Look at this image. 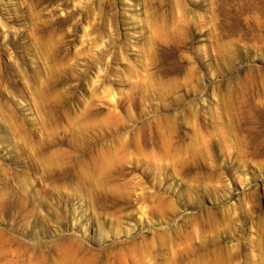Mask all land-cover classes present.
I'll use <instances>...</instances> for the list:
<instances>
[{
    "label": "rangeland",
    "instance_id": "rangeland-1",
    "mask_svg": "<svg viewBox=\"0 0 264 264\" xmlns=\"http://www.w3.org/2000/svg\"><path fill=\"white\" fill-rule=\"evenodd\" d=\"M0 264H264V0H0Z\"/></svg>",
    "mask_w": 264,
    "mask_h": 264
},
{
    "label": "bare ground",
    "instance_id": "bare-ground-1",
    "mask_svg": "<svg viewBox=\"0 0 264 264\" xmlns=\"http://www.w3.org/2000/svg\"><path fill=\"white\" fill-rule=\"evenodd\" d=\"M232 1H230L229 2V5L231 6L232 4ZM256 3L257 2H253V3H251L250 5H256ZM234 5H237L238 7L241 5V4H239L238 2H235L234 1ZM230 8V7H229ZM252 12V14H250ZM256 12V11H255ZM258 12V11H257ZM261 13V12H260ZM260 13H256V14H254L253 13V11H250L249 9H248V11H247V14H248V18L247 17H245L246 18V20L248 19V21L250 20H252V21H255V22H258L257 20L261 17V14ZM228 14H231V11L228 13ZM263 14V13H262ZM243 17V16H242ZM260 20V19H259ZM247 21V22H248ZM252 23H254V22H252ZM251 24V23H250Z\"/></svg>",
    "mask_w": 264,
    "mask_h": 264
}]
</instances>
